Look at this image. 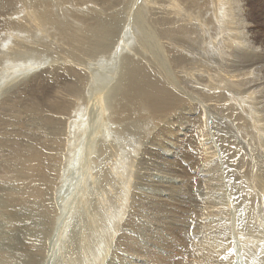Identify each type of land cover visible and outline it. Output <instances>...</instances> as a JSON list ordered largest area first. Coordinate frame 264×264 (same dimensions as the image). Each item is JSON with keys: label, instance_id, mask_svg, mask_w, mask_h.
<instances>
[{"label": "bare ground", "instance_id": "6f19581e", "mask_svg": "<svg viewBox=\"0 0 264 264\" xmlns=\"http://www.w3.org/2000/svg\"><path fill=\"white\" fill-rule=\"evenodd\" d=\"M132 12L139 28L134 38L125 29ZM113 50L122 56L117 79L97 81ZM40 66L42 71L34 73ZM29 70L32 75L24 74ZM1 72L10 73L12 81L0 92V180L17 188L13 206L38 203L41 221L51 218L47 236L67 166L86 154L81 139L87 129L99 150L87 160L88 171L98 157L108 156L125 182L107 220L112 239L107 264L122 252L141 264H236L237 242L246 264H264V11L259 0H0ZM193 79L197 88L189 86ZM247 94L254 100L245 99ZM103 106L120 145L109 139ZM237 132L253 135L261 146L247 150L250 165ZM89 173L81 179L91 186L96 172ZM191 188L197 192L191 194ZM46 190L51 210L44 206ZM192 195L197 203L190 213ZM13 216L19 234L26 233L22 224L28 221L42 225L36 213ZM28 232L26 245L34 240ZM21 258L15 261L25 264Z\"/></svg>", "mask_w": 264, "mask_h": 264}, {"label": "rangeland", "instance_id": "374dc122", "mask_svg": "<svg viewBox=\"0 0 264 264\" xmlns=\"http://www.w3.org/2000/svg\"><path fill=\"white\" fill-rule=\"evenodd\" d=\"M128 2L129 1H127L126 5H125V8H126V6L129 5ZM259 8L262 11H264V1L263 0H259ZM127 14H128V18H127V21H125V23H126L125 29H126V31L128 33H130V36H132V38H134V35L137 33V31L139 29V28H137V20H135V16H132L134 14L133 12L132 13H127ZM130 20H132V21L129 24ZM125 23H123V24H125ZM123 36H122V38H123ZM123 42L126 43V41H123ZM133 43L134 42H132V44ZM125 50H127V49H125ZM121 57H122L121 54L116 53V51L112 52V54L109 55V57L106 59V61L101 65V68H100V71H99L100 73H98L99 75H97L98 76V78H97L98 80L97 81H99L100 79H101V81H104L105 78H107L106 80H109V78H110V82H113L114 80H116L117 77H118V74H119V69H121V66H122ZM135 57H138V56L136 55ZM108 67H109L110 70L108 69ZM41 68H43V67L42 66L36 67L35 69H33V72L34 73L40 72V71H42ZM26 73L27 74L29 73V76L32 75L31 74L32 71H30V70L26 71L24 74H26ZM108 75H109V77H108ZM1 77H3V78H1ZM0 78H1L0 79V87H1L0 88V92L2 93V90L4 91L7 87H9V86L6 87L4 85H8L9 82L11 83V81H12L11 78L12 77H11L10 73L1 72L0 73ZM6 79H8V80L6 81ZM191 82H192V84L189 85L190 87H192V88H197L198 87L199 84H198L197 80L193 79ZM3 83H4V85H3ZM227 96L229 97V95H227ZM254 97L255 96H253L252 94L244 95L245 99L254 100ZM233 101L238 106L237 101H235L234 99H233ZM239 102H240L242 107L246 106V104H244L243 102H241V101H239ZM244 102H246V100ZM100 109H101V112H105V115H104L105 117H103V120H105L107 118L105 120V122L107 124L108 131L110 132L109 133V139H112L113 142L116 145H120L122 143L121 137L117 136L113 131L110 130V127H109L110 122H109V119H108V112H107L105 106L100 107ZM100 120L101 119L99 118V121H98L99 125L102 124V123H100L101 122ZM93 122H94V119H93ZM90 130H92V129H90ZM111 133H112L113 137H112ZM235 135L237 136L235 138L238 140L239 145H240L239 146L240 147V149H239L240 152L248 160L247 161V165L248 164L249 165L252 164L253 161L251 160L252 157H250L249 152H252L255 149L254 148L255 146L256 147H258V146L261 147L260 144L256 145V143H259V142L252 140L253 137L251 138V136H253V135H249L250 137L249 136L247 137V136H245V134L243 135L242 133H238V132ZM87 136H90V138H87ZM83 137H84V140L81 139V142H83V149L87 148V150L85 152L86 154H84V152H83V156L81 157V161L78 160L77 164H75V165L73 164L72 166H70V165L67 166V171H66L67 175L64 174V178H63V181H62V187H59V189L55 193V202H56V200H58L57 203H55L56 209H57L56 214L58 216L56 215L55 222L51 223V225H50L51 229H50V231H48L49 232L48 236L46 234L47 233L46 232V229H47L46 227L49 224L47 222H50L51 218L46 216L47 217V221L46 222H45V220L41 221L42 219L40 218L41 216L39 215V212H41L42 210L38 208V205H37L38 203L30 204V205H28V207H26L23 202H20V203H22L21 204L22 206L18 205L19 206L18 208L16 206H13L14 204H17V202L14 203L13 198H11V197H13V195L15 194L14 192L17 191V188L14 186L15 184H10L8 182L5 183L4 180H0V207H1L0 208V217H1L0 219L3 220V221H0V237H1L0 241L2 240L1 241V243H2L1 245L2 246L0 247V264H20L18 262L19 261L21 262V260H20L21 255L23 257V258H21L22 262L25 260V262H26L25 264H30V263L31 264H107V262L105 260L106 259H109V260L111 259V256L109 254L111 253L110 250L112 249V244H111L112 239L107 238V237H109L107 220H108L109 215L113 211L116 210V208H117V206L119 204V200H120L121 193H122L123 187L125 185V182L123 181L122 175L119 172L120 170L118 169L117 166H115L117 162L115 163V160L113 158H109V160H108V156L104 157L103 159H102V156L98 157L99 159L98 158H97L98 160L96 159V161H98V163L94 164L95 166H93V168H91L89 170V171H91V174H92V172H96V175L92 177L91 186H90L89 182H87V183L83 182V179H81V176H88L87 174H89L88 177H90V173H89L88 167H87V162L90 161L92 155H96V153H99V150L96 147L97 146L96 139L94 138V140H95L94 142H93V140H91L93 138V134H91V132L89 130H87V129L84 130ZM118 139L121 140V141L119 142ZM242 140L244 141L243 145H241ZM91 142H92V147H91V153H90V149H88V147H89L88 144L89 143L91 144ZM235 146H236V144H235ZM246 146L248 147L247 149H246ZM101 147H103L102 143L100 145V148ZM109 156H110V154H109ZM110 161H112V162H110ZM90 163H91V166H92V162H90ZM88 164H89V162H88ZM108 164H110V165L112 164L111 165L112 167L110 165H108ZM74 168H76V169H74ZM69 169L71 171L73 169L74 172L73 171L71 172ZM77 170L80 173L76 172ZM223 170L224 169H220L219 170V178H221V181L223 182V184H222L223 191L225 190L226 194L229 197V192H230V190H229L230 187L228 185L229 182H228L227 179H224V173L225 172ZM85 172H87V173H85ZM238 172H239V176L238 177L240 179V177L241 178L243 177L242 176L243 172L240 171V170ZM69 173L72 174V176L71 175L69 176ZM189 174H191V173H189ZM163 179H165V178H163ZM82 185H83V187H81ZM68 188H69V190H68ZM86 188H87V190H86ZM194 189H196V188H194ZM194 189L191 188V194L193 192H194L193 194H195L197 192ZM97 190H99V191H97ZM192 190H194V191H192ZM46 191L47 192H45V196L48 199L44 196L45 197L44 206L46 204H48L49 206L46 205V207H50V206H52V204L50 203V200H49L50 196L48 195V193H50V192H48V190H46ZM72 191H74V192H72ZM107 192H109V196H105V194ZM82 193H84V194H82ZM6 196H7V200L9 202H7V200L5 199ZM67 197H71V198L68 199ZM196 197H197V195H192L191 201H189V203L190 204L192 203V205L194 203L196 204L197 203ZM46 199L48 200V202H47ZM108 199H109V201H108ZM10 200H12V202ZM73 200H75V201H73ZM60 202L63 203V204L60 205ZM74 204H76V205H74ZM88 204L90 206H88ZM35 205H37V207ZM64 205H66V206H64ZM193 206L190 205V207H189V205H188V208H189L188 212H190V211L192 212V211L195 210L196 207H195V205H193ZM19 208H22V210H24V211L23 212H18L17 210ZM32 208H33V210H32ZM190 208H191V210H190ZM48 209L51 210L52 207H50ZM30 210H31V213H36V215L38 214L39 218L36 216V219H39V220H37L38 224H39V222H42V225H43V223L46 224V225H43V226L41 224H39V226H38V225H34L33 223L30 224V221H28L29 223L27 225L24 224V223L22 224L23 226L21 225L22 228H23L22 231L25 230L27 234L29 233L28 231L33 232V234H30V236H33L34 245H31L33 242L31 244L29 243V242H31V240H28L29 245H26L25 242H24V237H27V236L29 237V235H26V233H24V232L23 233L21 232L19 234L16 230H18V227L20 226V224L14 225L11 222L12 216L15 213L18 214V217H20V216H22V217L28 216L29 217L30 214H31ZM155 210H157L158 212L155 211ZM261 210H262V215L264 216V209H261ZM154 211L157 214L161 212L160 208H158V207H156L153 210V212ZM259 215H261V214H259ZM71 216H72V218H71ZM74 216H76V217H74ZM62 217L63 218L65 217V218L63 219ZM57 218H59V219H57ZM8 221L11 222V223H8ZM34 221H36V220H31V222H34ZM142 221L143 222L139 221V224H141V225L143 224L144 225L145 224L144 223L145 220L142 219ZM64 222H66V223H64ZM2 223H4V224L2 225ZM54 225H56V226H54ZM57 225H58V228H56ZM29 228L30 229L32 228V229L30 230ZM262 228L264 229V224H262ZM44 230H45L46 233L44 232ZM41 231L44 233V235H43V233H41ZM56 231H58V232H56ZM139 231L140 232L142 231L141 227H140ZM81 232L83 233V237H84L83 242H82V240L80 238V235H79ZM17 233H18V235H17ZM140 234H141V238L140 237L139 238L142 239L144 243L146 242L145 245H147L148 242H147V239H146V235H143L144 234L143 232H141ZM3 235H5V236H3ZM142 236H144V237H142ZM4 237H6L7 239H10V240H5L6 238H4ZM38 237H40V239H38ZM112 238H114V235L112 236ZM4 240H5V243H3ZM36 240H38V241L35 243ZM7 241H8V244L6 245ZM108 241H110V244H109ZM103 242H105V243H103ZM10 243H12V244L9 245ZM106 243H107V245H106ZM238 244L241 245L240 242L239 243L237 242V243L234 244V248H235L234 252L236 251L235 253L237 255L236 264H238V263L239 264H246L245 257L243 256L244 251H242L241 246L238 245ZM148 245H152V242L150 241ZM8 246H11L12 250H14L13 251L14 254L12 252H10L9 249H7ZM15 248H16V250H15ZM55 248H56V250H55ZM102 249H103V251H102ZM240 249H241L242 253H241ZM104 250H106V251H104ZM16 251L17 252L21 251V253L18 254ZM97 252H98V254H97ZM106 252H107V254H106ZM4 253H5V255H4ZM100 253H102L103 255L105 254V255L104 256L102 254L100 255ZM122 253L123 254H121V255H123V257L120 256L121 258L118 261L114 260V264H139V263L141 264L142 263V262H139V261H138L139 262L138 263L136 260L131 259L132 258V254L131 253H130L131 255L128 254V253H125V252H122ZM124 254H127V255L124 256ZM13 255L15 256V259H13L14 258ZM97 255H99L98 257L100 259L97 257ZM176 255L178 256L179 259L182 256V255H180L178 253H176ZM18 256H19V259L17 260L16 257H18ZM15 260H17L18 262L15 261ZM259 261H260V259H259ZM252 264H258V262L256 261V262H254Z\"/></svg>", "mask_w": 264, "mask_h": 264}]
</instances>
